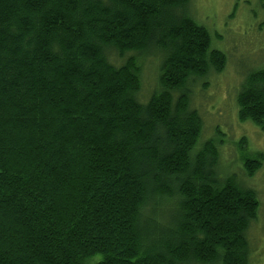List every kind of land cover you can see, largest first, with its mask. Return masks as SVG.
Listing matches in <instances>:
<instances>
[{
    "label": "trees",
    "instance_id": "obj_1",
    "mask_svg": "<svg viewBox=\"0 0 264 264\" xmlns=\"http://www.w3.org/2000/svg\"><path fill=\"white\" fill-rule=\"evenodd\" d=\"M189 3L0 0V264H248L259 200L198 143L188 85L226 56ZM237 107L264 132V67Z\"/></svg>",
    "mask_w": 264,
    "mask_h": 264
},
{
    "label": "rangeland",
    "instance_id": "obj_2",
    "mask_svg": "<svg viewBox=\"0 0 264 264\" xmlns=\"http://www.w3.org/2000/svg\"><path fill=\"white\" fill-rule=\"evenodd\" d=\"M188 8L195 22L207 29L210 47L226 56L220 72L209 71L188 85L189 107L202 122L198 143L217 140L221 174H231L256 192L259 210L246 235L248 264H264V132L237 116V96L246 76L264 67V0H190ZM159 61L157 54L140 59L142 101L157 88ZM256 154L263 156L260 168L247 176L243 157Z\"/></svg>",
    "mask_w": 264,
    "mask_h": 264
}]
</instances>
